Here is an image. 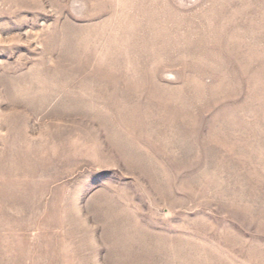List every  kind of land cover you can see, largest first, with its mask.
<instances>
[{"label":"rangeland","instance_id":"obj_1","mask_svg":"<svg viewBox=\"0 0 264 264\" xmlns=\"http://www.w3.org/2000/svg\"><path fill=\"white\" fill-rule=\"evenodd\" d=\"M0 264H264V0H0Z\"/></svg>","mask_w":264,"mask_h":264}]
</instances>
